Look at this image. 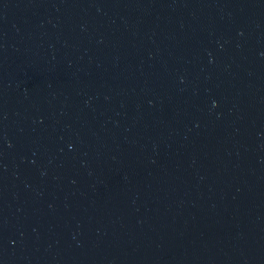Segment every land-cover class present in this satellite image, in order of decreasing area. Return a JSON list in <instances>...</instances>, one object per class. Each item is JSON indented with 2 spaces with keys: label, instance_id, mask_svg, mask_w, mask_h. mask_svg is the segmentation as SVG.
I'll return each instance as SVG.
<instances>
[{
  "label": "water",
  "instance_id": "water-1",
  "mask_svg": "<svg viewBox=\"0 0 264 264\" xmlns=\"http://www.w3.org/2000/svg\"><path fill=\"white\" fill-rule=\"evenodd\" d=\"M0 264H264V0H0Z\"/></svg>",
  "mask_w": 264,
  "mask_h": 264
}]
</instances>
